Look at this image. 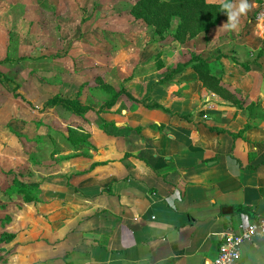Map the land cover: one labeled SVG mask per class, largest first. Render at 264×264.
Segmentation results:
<instances>
[{
    "label": "crops",
    "instance_id": "crops-1",
    "mask_svg": "<svg viewBox=\"0 0 264 264\" xmlns=\"http://www.w3.org/2000/svg\"><path fill=\"white\" fill-rule=\"evenodd\" d=\"M256 2L235 30L223 27L224 13L209 34L175 42L203 58L217 53L209 64L225 67L214 75L240 105L205 89L189 61L174 54L154 70L142 64L125 90L139 103L113 115L119 131L85 132L110 162L74 185L56 180L49 199L63 215L54 211L38 237L6 233L15 237L0 245L5 264H214L223 236L253 223L237 207L264 219V59H250L254 51L264 55ZM234 55L247 59L236 61L245 65L240 82L226 80ZM155 103L171 115L148 108ZM240 264H264V237L245 244Z\"/></svg>",
    "mask_w": 264,
    "mask_h": 264
},
{
    "label": "rangeland",
    "instance_id": "rangeland-1",
    "mask_svg": "<svg viewBox=\"0 0 264 264\" xmlns=\"http://www.w3.org/2000/svg\"><path fill=\"white\" fill-rule=\"evenodd\" d=\"M137 1L0 0V238L6 233L41 236L42 229L52 226L54 211L63 215L49 199L56 180L67 179L74 185L110 162L102 160L105 151L101 149L76 152L71 132L91 133V126L105 128L110 135L118 132L113 115L129 110L135 102L124 95L113 106L104 105L114 93L128 88L137 68L145 63L154 70L166 53L181 58L182 63L190 60V48L183 50L169 35L160 40L152 27L130 15ZM216 55L204 57L213 60ZM259 57L264 59L261 50L250 54V59ZM230 58L232 63L247 60L236 55ZM209 65L214 74L225 70L216 61ZM244 68L236 62L228 68L226 80L240 82ZM103 85L113 92H105ZM146 87L138 91L145 92ZM56 96L78 98L93 111L79 118L51 106ZM16 179L39 183L33 192L35 204L23 201ZM6 256L0 248V264L6 263Z\"/></svg>",
    "mask_w": 264,
    "mask_h": 264
},
{
    "label": "trees",
    "instance_id": "trees-1",
    "mask_svg": "<svg viewBox=\"0 0 264 264\" xmlns=\"http://www.w3.org/2000/svg\"><path fill=\"white\" fill-rule=\"evenodd\" d=\"M130 13L135 20L142 21L152 27L155 35L160 40H165L167 35H169L178 44H185L202 34H209L224 14L221 12V4H210L207 0H138L132 6ZM175 22L176 27L173 29ZM209 60L210 58H203L201 55L192 53L187 65L195 71L205 89L239 106L240 101L235 98L234 94L224 88L221 84V79L212 73ZM0 77H3L2 73H0ZM101 88L107 93L113 92V89L107 85H103ZM124 95L139 103L127 91L121 90L119 93H114L111 100L104 106H113ZM50 105L53 107L59 106L79 118L93 111L91 107L82 104L78 98L56 96L50 101ZM104 106L101 108H104ZM148 108L162 110L164 113L171 115L168 109L158 103ZM71 136L73 137H70V142L76 152L82 149L96 151V147L90 142L91 135L72 131ZM15 181L19 187L18 194L22 195L23 201L27 204L36 203L37 199L33 196V192L39 189V183L20 182L17 179ZM260 193L264 198V188L260 190ZM235 213L247 216L251 222L258 220L255 210L251 207H237ZM14 237L11 234L4 235L0 238V245L12 242Z\"/></svg>",
    "mask_w": 264,
    "mask_h": 264
},
{
    "label": "built area",
    "instance_id": "built-area-1",
    "mask_svg": "<svg viewBox=\"0 0 264 264\" xmlns=\"http://www.w3.org/2000/svg\"><path fill=\"white\" fill-rule=\"evenodd\" d=\"M254 6L255 20L264 26V21L260 19L264 16V0H258ZM261 237H264V219L243 226L239 234L233 232L225 234L214 264H240L245 244L254 238Z\"/></svg>",
    "mask_w": 264,
    "mask_h": 264
},
{
    "label": "clouds",
    "instance_id": "clouds-1",
    "mask_svg": "<svg viewBox=\"0 0 264 264\" xmlns=\"http://www.w3.org/2000/svg\"><path fill=\"white\" fill-rule=\"evenodd\" d=\"M250 5L248 0H239L238 5L233 3V0H223L221 3V12L227 15V23L223 27L230 30H235L239 24V18L245 15L249 10ZM264 21V16L260 17Z\"/></svg>",
    "mask_w": 264,
    "mask_h": 264
}]
</instances>
